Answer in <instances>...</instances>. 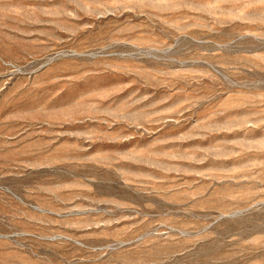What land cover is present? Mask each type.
<instances>
[{"label": "rangeland", "instance_id": "1", "mask_svg": "<svg viewBox=\"0 0 264 264\" xmlns=\"http://www.w3.org/2000/svg\"><path fill=\"white\" fill-rule=\"evenodd\" d=\"M0 264H264V0H0Z\"/></svg>", "mask_w": 264, "mask_h": 264}]
</instances>
